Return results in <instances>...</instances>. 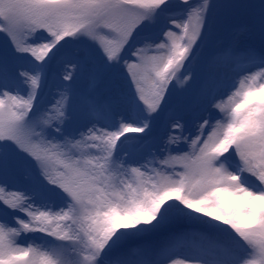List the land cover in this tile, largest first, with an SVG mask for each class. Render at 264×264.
<instances>
[{
	"label": "snow or ice",
	"instance_id": "1",
	"mask_svg": "<svg viewBox=\"0 0 264 264\" xmlns=\"http://www.w3.org/2000/svg\"><path fill=\"white\" fill-rule=\"evenodd\" d=\"M0 264H264V0H0Z\"/></svg>",
	"mask_w": 264,
	"mask_h": 264
},
{
	"label": "rangeland",
	"instance_id": "2",
	"mask_svg": "<svg viewBox=\"0 0 264 264\" xmlns=\"http://www.w3.org/2000/svg\"><path fill=\"white\" fill-rule=\"evenodd\" d=\"M191 2L195 3L196 1L191 0ZM177 15H179V14L177 13ZM230 39H231L230 32L226 31L220 35L218 42L227 43V42H229ZM208 52H209V49L206 47L202 53V56H206L208 54ZM55 90H56L55 84L50 81L47 89L45 90L44 96H43V97H45V100L43 101L44 103H47L49 100L52 99V96H53Z\"/></svg>",
	"mask_w": 264,
	"mask_h": 264
},
{
	"label": "trees",
	"instance_id": "3",
	"mask_svg": "<svg viewBox=\"0 0 264 264\" xmlns=\"http://www.w3.org/2000/svg\"><path fill=\"white\" fill-rule=\"evenodd\" d=\"M192 1H196V0H192Z\"/></svg>",
	"mask_w": 264,
	"mask_h": 264
}]
</instances>
